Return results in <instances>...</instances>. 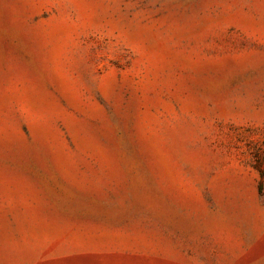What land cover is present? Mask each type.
Listing matches in <instances>:
<instances>
[{"label":"rangeland","instance_id":"obj_1","mask_svg":"<svg viewBox=\"0 0 264 264\" xmlns=\"http://www.w3.org/2000/svg\"><path fill=\"white\" fill-rule=\"evenodd\" d=\"M0 264H264V0H0Z\"/></svg>","mask_w":264,"mask_h":264}]
</instances>
